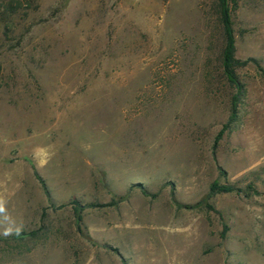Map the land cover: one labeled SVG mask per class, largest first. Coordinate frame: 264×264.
<instances>
[{
  "label": "rangeland",
  "instance_id": "374dc122",
  "mask_svg": "<svg viewBox=\"0 0 264 264\" xmlns=\"http://www.w3.org/2000/svg\"><path fill=\"white\" fill-rule=\"evenodd\" d=\"M215 4L0 0V264H264V0L231 123Z\"/></svg>",
  "mask_w": 264,
  "mask_h": 264
},
{
  "label": "trees",
  "instance_id": "16d2710c",
  "mask_svg": "<svg viewBox=\"0 0 264 264\" xmlns=\"http://www.w3.org/2000/svg\"><path fill=\"white\" fill-rule=\"evenodd\" d=\"M230 1L231 0H216L215 13L222 36V48L219 54L220 72L223 80L234 91L230 101L229 122L231 123L236 119L238 103L244 93L243 86L239 83L236 72L237 70L245 68L248 65H252L256 68L259 67L254 59L249 58L244 61H239L234 57L235 47L231 25ZM259 71L264 74V69H259ZM231 191V188L226 186H219L215 183L210 187L211 194L229 193ZM71 206L75 216L77 217V221L80 222V212L82 211L81 207L76 202L71 203ZM27 236H29V234L14 235L7 238L0 237V242L21 241Z\"/></svg>",
  "mask_w": 264,
  "mask_h": 264
}]
</instances>
